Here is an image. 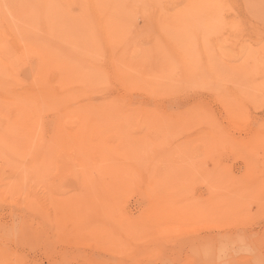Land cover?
<instances>
[{
    "label": "rangeland",
    "instance_id": "1",
    "mask_svg": "<svg viewBox=\"0 0 264 264\" xmlns=\"http://www.w3.org/2000/svg\"><path fill=\"white\" fill-rule=\"evenodd\" d=\"M0 48V264H264V0H0Z\"/></svg>",
    "mask_w": 264,
    "mask_h": 264
},
{
    "label": "bare ground",
    "instance_id": "2",
    "mask_svg": "<svg viewBox=\"0 0 264 264\" xmlns=\"http://www.w3.org/2000/svg\"><path fill=\"white\" fill-rule=\"evenodd\" d=\"M8 19V18H7ZM6 19V21L8 22V20ZM5 21V22H6ZM3 22V21H2ZM11 23V22H10ZM4 25V24H3ZM38 29V28H37ZM44 30V29H43ZM39 31V30H38ZM45 31V30H44ZM40 33V32H39ZM10 34V33H9ZM60 34H63V33H60ZM51 34H50V32H49V36H50ZM60 36H63V35H60ZM58 38V37H57ZM56 38V39H57ZM53 40H55V39H53ZM58 40V39H57ZM60 41H62V40H60ZM60 41H58V42H54V43H58L59 44V42ZM69 42V41H68ZM67 42V43H68ZM52 41H48V42H46V43H35V42H32V41H28V42H26V44L27 45H25V50L27 51L28 49H29V53H30V51H31V53L30 54H32V52H37L38 53V56H35L36 57V59H35V63H36V61H38V63H36V64H34L33 66H31V68L29 69V71L28 72H49L48 70L50 69V68H54V67H56V66H60L59 65V59L58 58H60V57H58L61 53H63V52H60V50H59V52H60V54H59V52H58V56H57V50H55V49H57L58 47L57 46H55V44H54ZM5 44V43H4ZM61 44V43H60ZM71 45H72V42L70 43ZM63 45V44H62ZM61 45V46H62ZM6 46V45H5ZM27 46V47H26ZM54 47H55V49H54ZM65 47V46H64ZM73 47H75V46H73ZM26 48H28V49H26ZM60 48V47H59ZM63 48V47H62ZM67 48V47H66ZM96 48H97V44H95V45H92V52H93V56H84V57H87V59H84V60H80V61H78V60H76V58H75V60L77 61V63H75V64H72V63H68V64H63V65H61V69H62V67H64V65H65V67L62 69L63 70V72H100V70H98L96 67H95V64H94V61H97V60H94V58H96L97 57V55H95L96 54ZM0 49H4V48H0ZM77 49V48H76ZM75 49V50H76ZM112 49V51H113V48H111ZM67 50H69L68 48H67ZM66 50V51H67ZM78 50V49H77ZM76 50V51H77ZM66 51H64V52H66ZM3 52H5V49L3 50ZM3 52H2V54H3ZM9 52V51H8ZM67 53H69L70 55L72 54V55H74V53L75 52H66V54ZM77 53V52H76ZM79 53V52H78ZM26 54H28L27 52H26ZM4 55H6V54H4ZM8 55V54H7ZM16 55V54H15ZM62 55H65V54H62ZM80 55V54H79ZM13 56H14V54H13ZM12 56V57H13ZM28 56V55H27ZM67 56V55H66ZM83 56V55H82ZM94 56H96V57H94ZM7 57V56H6ZM9 57V56H8ZM30 57V56H29ZM58 57V58H57ZM62 57V56H61ZM68 58H70L69 57V55L67 56ZM19 58V57H18ZM27 58V57H26ZM30 58H32V57H30ZM63 58H64V56H63ZM73 58H74V56H73ZM72 58V59H73ZM33 59V58H32ZM11 60V59H10ZM16 60V59H15ZM19 60H20V58H19ZM70 60H71V58H70ZM74 60V59H73ZM28 61H31V60H28ZM61 61V60H60ZM64 61V60H63ZM8 62V61H7ZM10 62V61H9ZM8 62V63H9ZM17 62H18V60H17ZM98 62V61H97ZM63 63H65V61L63 62ZM99 63V62H98ZM21 65V64H20ZM28 66H29V64H27ZM36 65V66H35ZM27 66V67H28ZM34 66H35V69H34ZM6 67H7V64H6V62L3 60V59H1L0 58V72H5V71H8L7 69H6ZM37 67H39V68H37ZM59 71H60V69H59ZM16 72V71H15ZM62 72V71H61Z\"/></svg>",
    "mask_w": 264,
    "mask_h": 264
}]
</instances>
